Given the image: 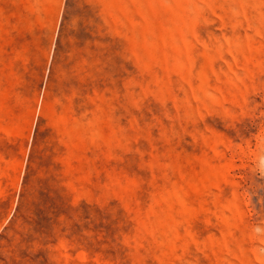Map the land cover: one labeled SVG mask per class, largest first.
I'll return each instance as SVG.
<instances>
[{
	"label": "rangeland",
	"instance_id": "obj_1",
	"mask_svg": "<svg viewBox=\"0 0 264 264\" xmlns=\"http://www.w3.org/2000/svg\"><path fill=\"white\" fill-rule=\"evenodd\" d=\"M0 264H264V0H0Z\"/></svg>",
	"mask_w": 264,
	"mask_h": 264
}]
</instances>
